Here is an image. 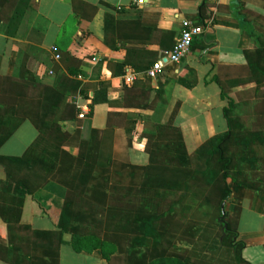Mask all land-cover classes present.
Instances as JSON below:
<instances>
[{
    "label": "trees",
    "instance_id": "16d2710c",
    "mask_svg": "<svg viewBox=\"0 0 264 264\" xmlns=\"http://www.w3.org/2000/svg\"><path fill=\"white\" fill-rule=\"evenodd\" d=\"M72 2L75 11L81 7V14L83 10L87 12L83 14L86 18L96 11V7L79 0ZM199 10L201 22L208 15L204 5ZM238 13L243 18L236 28L256 44L253 50L244 51L249 69L247 81L254 85L258 100L264 103V35H256L246 22L247 16L240 11ZM223 25L234 27L229 21ZM196 39L191 50H203L205 45L197 44ZM169 40L171 43L161 45V55L157 59H150L141 67H132L125 60L116 65L113 75L122 76L124 68L130 65L135 72L146 71L173 48L176 41L172 42V37ZM64 59L69 77L65 74L57 76L59 81L63 78L73 85L68 93L58 85L43 87L35 107H17L16 97L10 96L9 108L0 109V149L27 120L37 131L36 141L20 157L0 156L7 175L6 180H0V219L6 226L8 242L0 245V259L8 264H58L55 251L45 252L42 258L35 256L36 239L41 232L34 231L31 239L18 235L19 231H31L29 226L20 223L25 198L30 196L44 213L49 212L54 202L61 201L55 226L58 245H67L76 254L99 252L107 264L114 261L120 264H200L201 259L214 251L219 264L223 259L220 251L227 241L234 263L247 264L240 254L245 245L234 241L237 237L235 220L227 216L225 207V236L222 237V225L219 223H216L220 230L218 238L212 235L208 239L206 227L209 225L198 229L204 251L200 259L195 257L193 246L187 251L180 249L181 240H178L183 223L178 218L195 202L198 207L215 204L220 217V206L231 195L229 182L264 193V108L258 110L256 107L250 112L247 101L245 110L223 91L222 98L227 100L223 109L226 131L212 136L191 153L185 148L181 130L173 125L174 109L164 124L142 128L146 164H124L112 158L113 132L122 127L127 135V146L131 148L130 136L135 134L137 122L128 115L109 113L105 128L97 130L91 126V111L93 106L100 104H107L109 108H141L136 95L130 97L133 99L131 103L114 104L108 87L103 84L91 97L89 114L79 120L76 95L83 99L89 97L70 77L80 75L83 78L86 75L79 70L78 60L70 56ZM143 79L147 84L138 98L152 92L153 100L148 107L156 102L166 105L162 89H154L149 78ZM138 81L132 83L127 94L137 88L133 86ZM178 83L191 88L182 77ZM18 96L22 98V93ZM250 113L255 119L248 124L243 117ZM61 122H72V131H65ZM64 145L75 147L77 155L72 157L63 151ZM127 178L128 183H125ZM62 235H68L69 239L65 241ZM16 241L28 244L31 252L28 254L17 249Z\"/></svg>",
    "mask_w": 264,
    "mask_h": 264
},
{
    "label": "crops",
    "instance_id": "0c3cea01",
    "mask_svg": "<svg viewBox=\"0 0 264 264\" xmlns=\"http://www.w3.org/2000/svg\"><path fill=\"white\" fill-rule=\"evenodd\" d=\"M79 1L96 7L95 13L86 18L83 14L87 12L83 10L81 14V7L78 11L73 9L72 0H0L1 110L9 108L10 96L14 99L16 97L14 101L17 107H35L40 93L44 91L43 87L53 88L58 85L68 93L73 85L63 78L59 81L60 77L57 76H68L65 56L78 60L79 70L86 75L81 80L70 77V80L79 83V90L89 97L83 99L77 94L76 97L82 99L79 103L90 106L94 92L106 84L114 104L131 103L133 99L130 97L135 95L140 104L141 108L137 109L132 106L109 108L107 104L93 106L90 122L92 128L97 130L105 128L109 113L133 118L137 122L136 131L139 132L140 126L144 128L156 123L164 124L175 109L173 125L181 130L184 140L190 133L191 125L198 127L202 122L223 127L220 132H211V138L226 131L223 109L227 100L222 98L223 91L240 107L249 101L250 112L256 107L258 110L264 108V103L258 100L253 90L254 85L247 81L249 69L244 51L253 50L255 41L236 28V25H241L243 18L242 15L238 16L240 11L247 16L246 22L254 33L264 35V0H142L137 4L135 0ZM201 5H204L208 17L199 22ZM184 19L204 25V33L195 42L205 47L203 50L190 49L179 64H167L161 76L149 81L154 89H162L166 105L156 102L148 107L153 100L152 92L138 98L144 91L143 86L147 84L143 79L145 76L139 78L133 86L137 88L132 89L130 94H127V89L132 84H124L122 76L134 71L133 65L141 67L147 65L150 59H157L161 55V45L171 43V37L172 42L179 37L180 23ZM228 21L234 27L223 25ZM56 55L59 59H55ZM125 60L132 67L126 66L122 76H114L112 72L116 65ZM180 77L191 88L179 84ZM20 93L22 98L17 97ZM185 102H190L200 111L186 123L181 116ZM243 118L249 124L255 116L250 113ZM61 125L65 131H72L65 128L73 127L72 122H61ZM13 138L21 141L12 143ZM36 139L37 131L33 123L27 120L1 147L0 156L20 157ZM62 148L72 157L77 155L75 147L64 145ZM133 149L127 146L125 130L122 127L114 129L112 158L124 164H146L131 163L129 158ZM134 150L138 157L147 158L144 149ZM4 166L0 162L1 181L7 179ZM229 187L231 195L224 206L227 216L235 220L237 237L234 241L245 245L240 253L241 258L247 264H264V193L231 183ZM60 204L61 201L54 202L49 212L44 213L27 196L20 223L29 226L31 231H19L18 235L31 239L34 231L41 232L36 239L35 256L38 258H42L47 251H55L58 264H107L99 252L76 254L67 245H58L59 236L55 226ZM62 237L65 241L69 239L68 235ZM7 243L6 226L0 219V245ZM14 245L22 252H31L30 246L24 242L16 241ZM0 264L8 263L0 259ZM112 264L120 263L114 261Z\"/></svg>",
    "mask_w": 264,
    "mask_h": 264
},
{
    "label": "rangeland",
    "instance_id": "374dc122",
    "mask_svg": "<svg viewBox=\"0 0 264 264\" xmlns=\"http://www.w3.org/2000/svg\"><path fill=\"white\" fill-rule=\"evenodd\" d=\"M201 67L199 66V70ZM182 95H185L182 93ZM192 101V100H191ZM194 102V101H192ZM200 111L197 108H194L190 102H185L184 109L181 112L182 121L187 122L191 118H193L195 115H197ZM67 130H72L73 127H67ZM138 128V127H137ZM139 132H135L132 136H130L132 140V147L131 149H138L143 150L145 145V139L142 137V126L139 127ZM223 129V127L219 124H210L205 125L203 122L201 125H198V127L191 125L190 127V133L189 135H186L184 144L185 148L188 151V153H191L194 149L199 147L201 144L206 142L209 139V136H211V132H220ZM27 130H24L26 132ZM25 134V133H24ZM21 141L18 138H13L12 143ZM132 150L130 153V161L131 163L136 164H143L146 163L147 158L146 157H138L136 155L137 151ZM125 183H128V178L125 179ZM230 183V182H229ZM225 207V206H224ZM219 214L218 210L216 209L215 204L213 206H206V205H200L198 207V203H194L190 205V208L187 209V211L184 212L183 215H181L178 220L182 224V230L180 232L179 240H181V243L179 244V247L182 251H187L188 247H194L193 253L195 254V257L197 259H200V255L204 252L202 251V245H203V238L201 236V232L198 233L199 228H204L206 225V232L208 233V236L210 239L212 235L218 238V235H220L219 227H217L216 223H218ZM189 231V232H185ZM193 234V235H192ZM178 235V234H177ZM204 237V236H203ZM191 249V248H190ZM202 251V252H201ZM221 255L223 256V259H221L219 264H235L234 260L231 256L232 251L229 248V242H225L222 250L220 251ZM206 253V251H205ZM217 252L214 251V253H208L206 258H203L200 260V264H218L216 263L217 258ZM195 258V259H196ZM210 258H212V262H210Z\"/></svg>",
    "mask_w": 264,
    "mask_h": 264
},
{
    "label": "built area",
    "instance_id": "2783aa9c",
    "mask_svg": "<svg viewBox=\"0 0 264 264\" xmlns=\"http://www.w3.org/2000/svg\"><path fill=\"white\" fill-rule=\"evenodd\" d=\"M142 0H135V3H141ZM118 9H120L118 7ZM181 30L179 37L173 46V48L166 52V54L155 61L153 65L144 71V73H138L134 71H129L122 76V81L124 84L129 85L137 81L142 75L149 78L150 80H155L161 75L164 71V68L167 64H179L182 59H184L190 52L191 45L193 41L201 36L204 33V25H198L197 23L184 19L180 23ZM55 59H59V56H55ZM78 80H81L82 77L77 75ZM82 99L77 96L75 99V106L78 111L77 118L83 120L89 114V105L79 103Z\"/></svg>",
    "mask_w": 264,
    "mask_h": 264
},
{
    "label": "water",
    "instance_id": "95a60500",
    "mask_svg": "<svg viewBox=\"0 0 264 264\" xmlns=\"http://www.w3.org/2000/svg\"><path fill=\"white\" fill-rule=\"evenodd\" d=\"M224 205H225V202L222 203L220 206L221 215L218 219V223L222 225V228H221L222 237L225 236V231L227 230V225L223 221V218L225 217Z\"/></svg>",
    "mask_w": 264,
    "mask_h": 264
}]
</instances>
